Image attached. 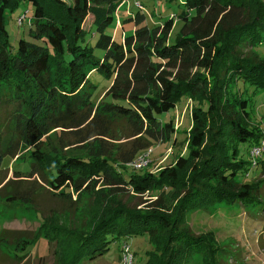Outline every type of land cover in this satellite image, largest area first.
Listing matches in <instances>:
<instances>
[{
  "label": "trees",
  "instance_id": "obj_1",
  "mask_svg": "<svg viewBox=\"0 0 264 264\" xmlns=\"http://www.w3.org/2000/svg\"><path fill=\"white\" fill-rule=\"evenodd\" d=\"M123 1L0 0V94L17 109V140L5 144L0 124V173L20 144L29 148V159L34 161L29 175L41 170L47 158L40 146L53 129L86 127L104 132L126 126L140 139L131 153L120 160L106 155L48 159L53 162L46 167L50 186L68 197L100 185L139 194H161L165 188L169 191L160 195L162 209L165 196L186 186L181 173L194 161L187 191L173 217L159 209H110L78 235L71 264L94 262L117 239L140 234L161 238L158 246L165 259L159 264H221L224 250L212 237L193 235L185 226V216L222 204L264 212L263 183L242 180L258 167V161L254 163L251 157L246 162L240 152L241 145L250 144L251 155L264 142V130L253 120L250 101L237 91L242 83L264 92V59L243 55L244 49L264 45V0H184L179 16L183 25L174 43L170 36L175 19L149 27L141 12L132 14L136 28L123 42L107 35ZM24 4L33 7L31 40L21 38L14 48L6 29L7 16ZM89 17L94 21L86 28ZM93 33L99 35L95 46L91 45ZM96 49L103 52L102 58ZM195 70L213 76L208 79ZM95 71L113 78L99 104L95 102L97 87L91 81ZM220 88L225 97L219 96ZM183 96L196 103L187 155L177 156L158 172H133L130 166L143 151L165 142L178 146L175 121L164 118ZM210 117L218 118V127L204 151Z\"/></svg>",
  "mask_w": 264,
  "mask_h": 264
},
{
  "label": "rangeland",
  "instance_id": "obj_2",
  "mask_svg": "<svg viewBox=\"0 0 264 264\" xmlns=\"http://www.w3.org/2000/svg\"><path fill=\"white\" fill-rule=\"evenodd\" d=\"M126 1L127 4L118 9L114 22L105 32L117 42H123L125 36L134 33L136 26L130 18L138 12L145 15V23L149 27L162 24L169 18L175 19L170 40L174 43L180 36L183 24L179 16L184 0ZM137 3H140L142 8H138ZM22 17H25L24 21L20 22ZM32 18L31 4H24L15 13L7 16L6 29L14 48L21 38L31 40L29 20ZM93 19H87L86 28L93 24ZM98 39L99 35L96 34L91 38V45L95 46ZM95 52L99 58L103 57V52L99 49ZM243 55L264 59V45L255 49H244ZM194 73L206 75L208 79L213 76L206 70H195ZM91 81L97 87L95 102L99 104L111 87L113 78L95 71L91 74ZM218 91L220 97L226 96V92L221 91V88ZM237 91L243 93L244 98L250 101L253 120L264 130V92L256 91L254 87L242 83ZM2 96L0 94V124L4 127L3 139L7 144L17 140L14 135L17 117L15 106L6 103ZM200 100L202 102V99ZM195 106L194 100L183 96L176 109L164 118L165 122L175 121L174 138L179 144L173 147L169 142L159 143L143 151L141 154L149 161L146 170L158 172L173 164L177 156L187 155L189 132L192 129V110ZM217 127V117L207 119L208 138L204 151L212 144ZM139 140V136L134 137L132 130L126 126L111 127L104 132L86 127L53 129L47 135L45 144L40 146V153L47 158L43 160L45 166L37 172L34 171L32 175H29V167L33 166L34 161L29 159V148L24 144L18 145L13 151L14 158L5 160L6 168L0 173V264H71L78 247V235L106 216L112 208L121 206L146 212L159 209L173 217L177 203L187 191L192 173L191 164L194 161L181 173L180 180L187 183L186 186L180 185L170 193L172 196H165L167 203L162 209L160 195H166L169 191L165 188L161 194H139L133 190L122 191L100 185L96 190L75 193L68 197L50 186V171L46 167L53 162L48 159L93 158L106 155L120 160L131 153ZM250 149V144L240 146L241 158L246 162L251 161ZM257 161L258 167L251 170L249 176L242 180L246 183H263L261 188L264 199V152ZM130 167L137 174L143 173L132 165ZM185 226L195 236H209L216 241L224 250L220 255L221 264H264V212H259L258 208L222 204L207 212L188 213L185 216ZM62 227L73 231L74 234L57 230ZM159 242V236L140 234L121 237L111 244L109 252L104 256L87 264H159L165 259L163 251L159 249Z\"/></svg>",
  "mask_w": 264,
  "mask_h": 264
},
{
  "label": "built area",
  "instance_id": "obj_3",
  "mask_svg": "<svg viewBox=\"0 0 264 264\" xmlns=\"http://www.w3.org/2000/svg\"><path fill=\"white\" fill-rule=\"evenodd\" d=\"M126 4H127V1L124 0L122 5H126ZM136 6L138 8H142V5L140 3H137ZM24 18L25 17L20 18L19 21L20 22L24 21ZM259 146H256L255 148H253L251 152L252 161H254V163L257 162V160L260 158V156L264 152V142H262ZM148 165H149V161L143 155L134 164H132V166L138 170H143Z\"/></svg>",
  "mask_w": 264,
  "mask_h": 264
}]
</instances>
